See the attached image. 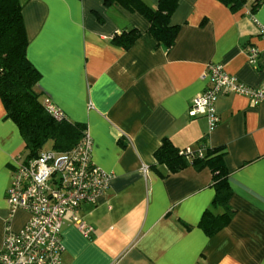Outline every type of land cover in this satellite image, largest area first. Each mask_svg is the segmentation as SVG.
<instances>
[{
    "label": "crops",
    "instance_id": "obj_1",
    "mask_svg": "<svg viewBox=\"0 0 264 264\" xmlns=\"http://www.w3.org/2000/svg\"><path fill=\"white\" fill-rule=\"evenodd\" d=\"M146 1L152 7L159 2ZM20 2L28 58L41 73L37 91L68 120L86 125L92 160L112 175L106 194L78 210L91 231L65 215L63 262L264 264V102L222 91L216 127L205 115H189L194 97L208 85L210 63L248 85L264 86L258 27L264 2L252 15L249 6L233 11L220 0H180L171 17L179 25L171 48L149 33L146 17L112 0ZM131 28L140 35L129 47L114 40ZM249 46L260 51L256 64ZM164 138L180 149L203 144L223 150L235 212L219 232L208 235L200 226L216 193L210 167L189 164L169 172L155 157ZM24 151L22 133L0 98V250L7 228L21 230L29 219L23 209L12 213L7 199L14 157Z\"/></svg>",
    "mask_w": 264,
    "mask_h": 264
},
{
    "label": "built area",
    "instance_id": "obj_2",
    "mask_svg": "<svg viewBox=\"0 0 264 264\" xmlns=\"http://www.w3.org/2000/svg\"><path fill=\"white\" fill-rule=\"evenodd\" d=\"M264 36V23H259ZM250 62H258L260 51L247 47ZM207 87L198 93L189 108L192 117L205 115L213 129L221 117L216 110L220 92L227 91L245 95L253 103L264 102V86L248 85L227 73L221 64L210 63L204 73ZM44 107L56 120H67L66 113L50 98L43 100ZM93 139L86 129L83 140L68 151L43 149L35 158L25 155L14 157L15 167L8 189V202L12 213L23 209L29 219L21 230L8 227L0 250L2 264H65L63 225L69 214L79 228L89 232L78 215L82 203H97L110 188L112 175L92 160ZM186 147L181 153H191ZM147 171V166L143 167Z\"/></svg>",
    "mask_w": 264,
    "mask_h": 264
},
{
    "label": "trees",
    "instance_id": "obj_3",
    "mask_svg": "<svg viewBox=\"0 0 264 264\" xmlns=\"http://www.w3.org/2000/svg\"><path fill=\"white\" fill-rule=\"evenodd\" d=\"M124 8L139 12L150 22L149 33L167 48H171L178 34L179 25L172 24L171 17L180 0H159L152 7L146 0H112ZM233 11L249 6L253 15L264 0H220ZM129 33V38H123ZM120 35V36H119ZM116 34L114 40L129 47L140 35L136 28ZM27 35L20 0H0V98L11 118L19 127L25 140L27 159L35 158L52 141V148L68 151L78 145L87 129L84 123L70 120H56L44 107L42 94L36 85L41 78L40 71L29 60ZM189 154L181 153L169 138H164L156 150L157 164H165L169 172L178 171L189 164L197 167L209 166L212 172V184L215 197L212 207L206 209L200 220V226L208 235H213L227 226L234 214L229 201L232 195L230 171L224 161L221 148H207L203 144L192 148ZM218 206L223 211L218 212ZM215 209V210H213ZM186 228L190 225L180 220Z\"/></svg>",
    "mask_w": 264,
    "mask_h": 264
},
{
    "label": "rangeland",
    "instance_id": "obj_4",
    "mask_svg": "<svg viewBox=\"0 0 264 264\" xmlns=\"http://www.w3.org/2000/svg\"><path fill=\"white\" fill-rule=\"evenodd\" d=\"M44 149H53L52 148V141H48L45 145ZM24 153H27V149H25Z\"/></svg>",
    "mask_w": 264,
    "mask_h": 264
}]
</instances>
